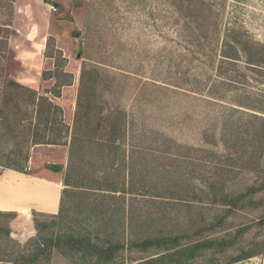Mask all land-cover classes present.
<instances>
[{"label": "trees", "instance_id": "trees-1", "mask_svg": "<svg viewBox=\"0 0 264 264\" xmlns=\"http://www.w3.org/2000/svg\"><path fill=\"white\" fill-rule=\"evenodd\" d=\"M11 1L2 0L0 5L8 16ZM104 1H88L85 42L81 51L83 60L79 68L69 142V154L77 161L72 168L80 181L76 184L84 191L100 192L102 188L117 190V180H112L110 175L119 167L112 160L121 153V147L127 146L129 163L126 167L129 177L127 184L121 188L124 193L146 196L149 199L147 203L155 207L158 200L152 199L165 198L168 200L165 204L171 207L190 208V203L198 202L195 197L197 182L209 194V205L225 207L224 216L234 210H241L244 202L251 201L252 195L264 191V179L255 181L244 192L236 195L226 194L224 186L240 172L253 173L258 180L261 179L260 161L264 155L262 113L255 106L235 104L247 111L230 108L231 112L241 116L233 123L223 124L218 132H215L214 127L212 131L209 127L204 128L202 143L196 146L178 142L161 132L145 133L144 130L136 129L116 101L115 96H120L122 88L118 89L116 85L113 88V78L106 75L104 65L87 54L94 51L93 42L98 48L105 45L103 38L94 33L92 27L97 9ZM211 1L168 0L174 12L177 35H182L189 43L194 42V48L199 51L205 45L207 52L201 53L210 60V67H213V61L218 56L215 62L218 67H222L219 72L222 76L232 72L239 61L249 71L264 76V46H249L245 40L236 37L234 30L221 32L220 9ZM4 32L6 36L7 31ZM0 46L3 53L4 40ZM52 49L49 44L45 47L43 56L52 59L53 69L43 72L42 79H53L51 88L55 92L51 95L56 97L60 87L70 85L71 76L63 72L65 59L60 57L59 51ZM105 52L94 53L104 59L107 57ZM2 58L0 54V131L3 132V137L0 135V167L25 173L29 147L36 144H61L67 129L58 120L59 108L46 96L1 77ZM211 83L215 86L226 83L229 87L230 81L212 80ZM262 100L256 99L255 102L260 105ZM215 135L217 137L213 140ZM210 136L211 142L208 141ZM144 155L145 165L141 162ZM48 168L57 171L55 166ZM143 169L145 176L142 178ZM14 218V213L0 212V264H55L58 257L66 258L71 264H122L115 255L123 249V244L119 246L116 239L107 241L104 233L80 234L70 231L61 235L57 229V217L34 212L31 213V223L35 236L20 245L8 236V223ZM262 224L264 220L257 222V225ZM215 226L211 225L208 229L212 230ZM247 229V226H243L232 234L224 232L222 237L205 239L200 237L203 229L184 233L149 229L144 233L129 234L127 248L140 246V251L150 248L156 250L140 257V262L135 264H189L205 251L210 254L225 252ZM107 235L112 238L116 234ZM99 236H102V241ZM182 241L187 243L181 244ZM262 248L261 242L253 244L249 251L243 250L238 256L228 258L225 264L255 257Z\"/></svg>", "mask_w": 264, "mask_h": 264}, {"label": "rangeland", "instance_id": "rangeland-1", "mask_svg": "<svg viewBox=\"0 0 264 264\" xmlns=\"http://www.w3.org/2000/svg\"><path fill=\"white\" fill-rule=\"evenodd\" d=\"M88 1L12 0L9 16L7 11L0 8V42L5 41L3 53L0 46V54L3 56L1 73H4L3 65L8 66L7 73L1 77L17 80L32 77L31 72L40 64V53H44L49 44L65 59L62 69L71 74L72 81L74 80V86L64 89L63 94H57L56 99L62 95L64 105L69 99H73L76 77L83 60L81 51L85 42ZM211 2L220 9L221 32L234 30L236 37L245 40L249 46H264V0ZM49 6L54 7L55 11H49ZM97 10L92 27L94 33L103 38L105 45L102 49L93 42L94 51L87 54L104 65L106 75L113 78V88L115 85L118 89L122 88L120 96H115L116 101L125 111L127 119L133 121L136 129L144 130L145 133L161 132L178 142L196 146L202 143L201 133L204 128L209 127L212 131L214 127L215 132H218L223 124L233 123L241 116L231 112L230 108L240 112L247 111L234 106L235 104L255 106L264 117V76L249 71L241 61L237 62L232 72L229 71L228 74L233 77L228 74L222 76L219 74L222 67H218L215 62L218 56L213 61V67H210V60L201 53L206 54L205 45L199 51L194 48V42L189 43L185 37L177 35L173 22L174 12L170 9L168 0H105ZM4 30L7 31L6 36ZM28 32L33 34L34 40L26 44ZM103 50L107 54L104 59L94 53ZM29 52L32 55L26 59L30 63L22 66L21 62L25 61L24 57ZM52 62V59H43L42 69H50ZM212 80H228L229 87L226 83L215 86L211 83ZM36 92L38 95L44 93L51 97L55 91L51 87H41ZM256 99H263L262 103L257 105ZM57 100L56 103L59 101ZM0 133L3 137V132ZM216 137L215 135L213 140ZM208 141L211 142V136ZM214 145L219 148L217 143ZM260 163V180L253 173L240 172L226 183L224 192L236 195L244 192L255 181H263L264 155ZM40 167L30 172L44 173ZM195 186L198 202L191 204L190 215L202 219V222L198 220L199 227L204 230L200 234L202 239L222 237L224 232L232 234L243 226L248 229L225 252L210 254L205 251L189 264H225L228 258L238 256L243 250L247 252L253 244L260 242L263 243V248L257 256L231 264H264V224L257 225L258 221L264 220V191L252 195L251 201L244 202L241 210H234L224 216L225 207L209 205L206 189L197 182ZM220 220L222 222L216 227L215 224ZM19 225V218L15 217L8 223L9 232L17 233ZM211 225L215 227L209 230ZM29 238L16 242L22 245ZM183 243L187 241H182L181 244ZM154 250L150 248L139 253L130 250L126 252L128 257L125 261L130 264L132 259L152 254ZM55 264L71 262L58 257Z\"/></svg>", "mask_w": 264, "mask_h": 264}, {"label": "crops", "instance_id": "crops-1", "mask_svg": "<svg viewBox=\"0 0 264 264\" xmlns=\"http://www.w3.org/2000/svg\"><path fill=\"white\" fill-rule=\"evenodd\" d=\"M33 40V34L28 32L25 43H32ZM31 55V52H29L26 55L27 57H24L25 61L21 62L22 66L29 65L30 62L26 58H30ZM40 59L39 66L31 72L32 77H25L24 80L11 77L7 79L34 91L41 87H53V79L41 78V73L50 72L53 66L51 64L50 69L43 70L42 61L48 58H45L41 52ZM7 71L8 66L3 65L4 73H1V76L5 75ZM63 72L65 71L63 70ZM65 73L69 74L68 72ZM69 75L71 76V74ZM73 82L74 80L72 81L71 78L70 85L60 87L59 91L61 90V93H58V95L63 94L64 89L72 88L74 86ZM77 83L78 76L76 77L73 99H69V102L65 105L62 102V95L58 101L56 99L58 96L50 97L43 93L48 101L59 108L58 120L67 129L66 137L61 139V144L58 145H31L28 149L24 168L25 173L0 167V212L14 213L15 217L19 218L20 227L18 232L23 228L26 214L28 213L31 218V213L34 212L44 216L57 217V229L61 235L70 231L80 234L104 233L107 241L111 239L115 241L116 239L119 246L123 244V249L115 255L122 264H127L125 261L128 257H126V252L135 250L139 253L140 251V246L127 248L129 234L131 233H144L149 229L159 232L174 231L179 233L201 231L202 227H199V221L202 222V219L190 215L192 203H190V208H180L165 204L168 201L165 198L152 199L158 200L156 201L158 203L156 204L157 207H155L147 203L149 199L146 196L132 195L121 190L122 185L127 184L129 177V170L126 167L129 163L127 146L121 147V153L112 160L119 167L117 171H113V175H110L112 180H117V190L102 188L100 192L97 190L84 191L76 184L80 181L72 168L77 161L69 154V142L75 110ZM45 152H48V154H45ZM54 153L55 155H53ZM145 161L146 156L144 155L141 162L145 165ZM50 166H55L57 171L49 169ZM36 167L38 169L40 167L44 173L30 172ZM67 171L68 176H66ZM143 176H145L144 169L142 178ZM31 228L34 231L32 236L34 237L35 230L33 226ZM107 234L116 235L111 238ZM99 237L102 241V236ZM90 239L94 242L91 236ZM140 257L142 255L132 259L134 262H130V264L139 263L138 259Z\"/></svg>", "mask_w": 264, "mask_h": 264}, {"label": "water", "instance_id": "water-1", "mask_svg": "<svg viewBox=\"0 0 264 264\" xmlns=\"http://www.w3.org/2000/svg\"><path fill=\"white\" fill-rule=\"evenodd\" d=\"M25 218L26 219H25V222L23 224V228L15 234L9 233V235H8L9 238H11L14 241H19V240H23L27 237L28 238L32 237L34 235V231H32V228H31L32 227L31 218H30L28 213L26 214Z\"/></svg>", "mask_w": 264, "mask_h": 264}, {"label": "built area", "instance_id": "built-area-1", "mask_svg": "<svg viewBox=\"0 0 264 264\" xmlns=\"http://www.w3.org/2000/svg\"><path fill=\"white\" fill-rule=\"evenodd\" d=\"M48 10L51 11V12H54L55 11L54 7H52V6H49L48 7Z\"/></svg>", "mask_w": 264, "mask_h": 264}]
</instances>
